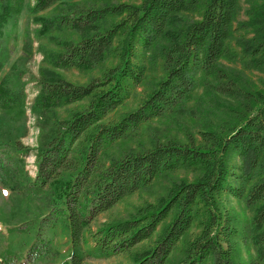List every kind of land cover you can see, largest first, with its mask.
<instances>
[{
  "label": "trees",
  "instance_id": "trees-1",
  "mask_svg": "<svg viewBox=\"0 0 264 264\" xmlns=\"http://www.w3.org/2000/svg\"><path fill=\"white\" fill-rule=\"evenodd\" d=\"M239 3L0 0V188L10 191L15 208L32 201L39 209L37 219L8 228L19 245L10 247L0 264H55L61 256L55 247L59 230L70 245L61 264L119 255H128L131 264H264V94L245 92L221 67L231 54ZM199 5L201 19L184 22L183 15ZM24 13L29 16L24 56L2 77ZM32 23L38 26L34 31ZM34 38L43 59L30 108L40 129L32 148L22 141L28 134L23 79ZM240 42L256 65L264 64V39ZM139 52L162 62L163 77L136 110L107 121L133 88L145 83L147 67L137 61ZM68 70L101 75L74 84L64 76ZM209 77L216 92L241 101L236 125L224 133L200 131V144L156 138L136 152L111 155L142 125L176 113ZM32 154L34 178L27 170ZM178 171L196 178L172 183L155 203L93 230L98 218L124 199ZM222 196L242 202L253 216L236 217L222 206ZM5 216L0 210V224Z\"/></svg>",
  "mask_w": 264,
  "mask_h": 264
},
{
  "label": "rangeland",
  "instance_id": "rangeland-1",
  "mask_svg": "<svg viewBox=\"0 0 264 264\" xmlns=\"http://www.w3.org/2000/svg\"><path fill=\"white\" fill-rule=\"evenodd\" d=\"M35 0H28V4L33 5ZM144 0H88L90 4H120L127 3L132 5H141ZM201 3L204 0H200ZM239 9L237 19L234 22V37L230 41L231 54L228 58L221 61V67L228 72L230 78L234 79L238 86L245 92H254L264 94V64L256 65L250 54L243 52L241 46L242 41H249L252 38L258 37L264 39V0H239ZM202 6V5H201ZM199 5V10L183 15L184 22H193L201 19L202 7ZM29 16L24 13L17 22L18 33L10 41V58L6 63L2 77L6 76L14 63L24 56V29L26 19ZM259 26V27H258ZM261 26L263 29H261ZM38 28L35 23H32L31 30ZM33 55L25 64L24 81L26 83V109H27V130L28 134L22 139L23 143L33 147L37 146V140L40 133L39 127L36 125V118L31 112V107L38 93L35 79L39 76V67L43 56L37 51L38 43L34 38ZM137 60L144 61L147 67V77L143 86L133 88L130 98L118 110L112 113L107 121L118 122L123 116L136 110L146 93H149L155 84L163 77V65L159 60L151 61L147 58ZM142 63V62H141ZM108 66L114 65L109 62ZM101 75L100 70L91 73L80 72L78 70H68L64 72L66 79L74 84H85L92 77ZM216 81L213 77L204 79L199 83L198 89L188 99L176 113L164 117L162 119L151 121L140 127L138 131L129 137L127 141L121 145H116L111 150V155L117 157L121 151H138L140 148L149 147L152 139H160L167 141L168 139H176L181 143H187L194 139L198 144L201 143L199 132L206 130L226 132L228 129L236 125L240 119L238 112H241V101L237 98L227 97L216 92ZM68 114V109L60 112L61 117ZM36 157L34 154L27 159V170L32 178L36 175ZM196 175L188 171H178L168 176H162L156 179L150 186L139 191L133 196L124 199L116 205L108 213L101 215L93 224V230L96 231L101 224L114 219H125L130 214L135 212L146 202L155 203L160 198L166 195L168 188L172 183L181 179L193 181ZM10 191L0 188V210L6 214V223L0 224V257L8 250L17 248L18 239L11 240L9 237L8 228L14 227L23 221H30L39 217L38 205L32 201H26L17 208L10 202ZM222 206L230 213H233L241 220L251 218L253 213L246 206L236 199L228 196L220 198ZM59 230L55 238V247L61 253V256L55 264H61L68 259L70 253V245L66 235ZM191 233H197L193 230ZM188 239V238H187ZM21 240V239H20ZM20 243V242H19ZM183 243H181L182 246ZM245 258L248 257L247 248L242 247ZM1 263V259H0ZM132 260L128 255L113 256L110 258L94 257L84 262V264H131Z\"/></svg>",
  "mask_w": 264,
  "mask_h": 264
}]
</instances>
